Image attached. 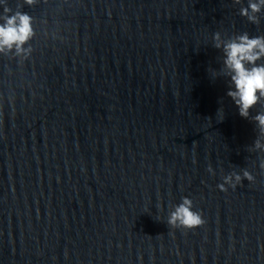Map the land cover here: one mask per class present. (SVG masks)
<instances>
[{
  "label": "water",
  "instance_id": "water-1",
  "mask_svg": "<svg viewBox=\"0 0 264 264\" xmlns=\"http://www.w3.org/2000/svg\"><path fill=\"white\" fill-rule=\"evenodd\" d=\"M247 4L7 0L35 35L0 53V264H264V101L239 115L213 40L264 35ZM183 197L204 225H168Z\"/></svg>",
  "mask_w": 264,
  "mask_h": 264
},
{
  "label": "clouds",
  "instance_id": "clouds-1",
  "mask_svg": "<svg viewBox=\"0 0 264 264\" xmlns=\"http://www.w3.org/2000/svg\"><path fill=\"white\" fill-rule=\"evenodd\" d=\"M37 0H24L27 5H33ZM240 4L241 0H233ZM3 5V22L0 23V53L15 50L16 55L27 56L31 48L25 49L24 45L35 35L33 28V17L26 12L15 11L7 6V0H0ZM18 7H22L18 5ZM264 10V0H248L247 7H241L239 14L246 17L252 24H259V15ZM214 47L222 48L224 59V72L230 80L227 96L231 98L239 110V115L245 119L249 117L250 109L264 101V35L250 37L247 32L238 35L234 39L222 41L220 33L213 35ZM218 114L224 118L223 109H218ZM253 120L256 122L260 136L264 137V112H258ZM254 148L264 151V143L259 138L254 141ZM264 169V162L260 164ZM207 171L215 174L211 166ZM242 180L254 181V176L243 170L242 174L232 173L223 177V183L217 185L220 191L226 192V185L235 189ZM168 225L174 229L183 228L191 230L205 224L202 214L193 210V201L183 197L182 202L174 206L169 213Z\"/></svg>",
  "mask_w": 264,
  "mask_h": 264
}]
</instances>
